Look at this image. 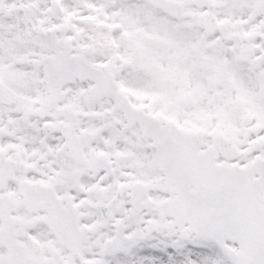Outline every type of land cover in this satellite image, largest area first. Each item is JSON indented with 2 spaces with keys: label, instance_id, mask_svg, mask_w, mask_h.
Instances as JSON below:
<instances>
[{
  "label": "snow or ice",
  "instance_id": "1",
  "mask_svg": "<svg viewBox=\"0 0 264 264\" xmlns=\"http://www.w3.org/2000/svg\"><path fill=\"white\" fill-rule=\"evenodd\" d=\"M0 264H264V0H0Z\"/></svg>",
  "mask_w": 264,
  "mask_h": 264
}]
</instances>
